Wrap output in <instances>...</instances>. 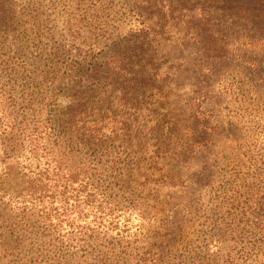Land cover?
Wrapping results in <instances>:
<instances>
[{
  "label": "rangeland",
  "instance_id": "1",
  "mask_svg": "<svg viewBox=\"0 0 264 264\" xmlns=\"http://www.w3.org/2000/svg\"><path fill=\"white\" fill-rule=\"evenodd\" d=\"M256 1L0 0V163L72 182L61 207L8 181L0 264H264ZM73 101L103 139L29 153Z\"/></svg>",
  "mask_w": 264,
  "mask_h": 264
},
{
  "label": "trees",
  "instance_id": "2",
  "mask_svg": "<svg viewBox=\"0 0 264 264\" xmlns=\"http://www.w3.org/2000/svg\"><path fill=\"white\" fill-rule=\"evenodd\" d=\"M255 3H257L258 8L253 13H264V0H257ZM248 12L252 13V10L250 9ZM76 63L79 64L78 62ZM82 103L80 101H73L68 106L66 105L61 108L59 106L53 109L48 108L47 118L44 120L46 124L35 125L28 134L21 132V145L35 156L39 148H45V145L48 143L51 144L52 148H59L62 153H64V150L74 153V147L79 146V143H82L83 140L100 141L103 139L105 134H102V130L104 129L102 128V121L94 119L93 115L85 117V115L79 114V107ZM52 106L53 100L49 107L52 108ZM40 123H43V121ZM40 127H43L44 131H39ZM53 137H55V140H53ZM12 159L17 161L16 157ZM61 160V156L55 157V160H52L53 163L40 171L45 173L49 168V170H52L54 178H56L59 173V163H61ZM6 162L3 160L0 163V194L12 193V183L8 181L12 178L17 179L20 177L22 181L18 183V188H15L16 193L28 197L47 198L51 203L56 202L61 207L67 203L68 197L64 193H68V189L72 184L71 181L62 183L57 180L58 184L56 185L51 182H43L42 177L34 180L33 177L24 172H30L31 168L25 170L27 167L14 166V164H9L8 166ZM83 190L84 188L81 187V189H76L75 192L79 193L83 192Z\"/></svg>",
  "mask_w": 264,
  "mask_h": 264
}]
</instances>
